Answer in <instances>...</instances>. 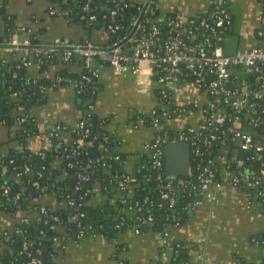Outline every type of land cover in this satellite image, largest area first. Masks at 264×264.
Segmentation results:
<instances>
[{"label":"trees","instance_id":"1","mask_svg":"<svg viewBox=\"0 0 264 264\" xmlns=\"http://www.w3.org/2000/svg\"><path fill=\"white\" fill-rule=\"evenodd\" d=\"M166 1L149 0L146 4L144 0H51L54 8L66 11L64 17L70 21L81 23L91 31L101 32V37L94 38L90 35L87 38L96 44L104 46L111 44L114 39L122 35L121 32L129 31L132 20L137 19L138 27L122 44L125 50H129L142 35L146 36L153 25H156L158 30L154 37L157 40L154 48L174 35L182 37L187 45L200 43L206 47L208 44L204 42V38L212 35L209 28L211 20L207 25H200L196 17L182 15L179 6L169 7L164 4ZM85 3H88L89 9L83 8ZM112 9L116 10L113 15L110 13ZM91 13L96 14V20L89 22L87 16ZM5 18L10 23L6 15ZM170 20H177L180 24L174 26L169 23ZM110 24H118L119 28L112 32L108 29ZM10 26L8 24L7 32L10 31ZM183 29L187 32L182 33ZM10 37L12 36L8 39ZM258 38L263 40V37L258 36ZM100 41L102 43H99ZM55 53L37 57L39 64L44 66L52 61ZM72 58L73 55L69 61ZM18 62L19 60H15L7 67H0V100L6 104L5 116L9 120H20L21 117H25L22 121L18 120V130L12 138L14 143L11 148L5 154H0V210L14 212L22 209L26 211V217L18 219L11 235L0 238V264H28L30 258L34 256L40 259L41 264H56L55 257L59 248L53 241L55 226L58 229L64 228L69 235L75 237L79 235V224L90 226L85 228L84 234H98L106 238L133 225L140 231L163 233V230H168V226L176 219H181L186 212V203L199 197L198 176L207 158L215 160L212 165L215 171L217 164L221 162V166L227 167L231 173L243 171L258 177L260 180L258 188L264 191V175L259 173L260 168H264V148L259 151L238 150L234 140L227 135L228 128H235L234 121H236L234 115L230 114L229 107H224L227 113V121L224 124L208 125L216 135L212 143L204 146L201 141L196 142L199 150L204 153L197 156L192 153V168L188 175L182 176L183 187L169 190L174 198L171 206L166 199L160 197L158 181L154 177L155 170L144 153L135 162L139 167L135 171L133 180L125 188H117V181L123 174L131 175V171L124 166L126 155L115 146L112 136L109 137L107 133L103 136L98 135L100 120H94V113H84L80 119L84 122V128L87 127V131L84 128L75 129L71 138L67 140L63 134L65 127L60 131V137L53 135L48 146L30 154L23 145H26L25 137L37 131V124L28 108L40 99L39 86L43 84V80L33 81L32 76H29L31 79L28 80L26 71L17 68ZM64 63L66 62H62L63 65ZM230 71L233 78L232 85L239 86L238 80L241 76L245 77L249 84L256 86L253 75L246 74L242 65H231ZM83 73L91 76L90 84L85 90L79 83ZM182 76L186 81L192 80L188 74ZM71 79L76 84V89L80 90L78 95L86 102L98 91V77L91 75L85 67L80 75H75ZM153 88L158 92V88L155 86ZM177 89L171 87L167 96L162 99L163 102L170 109L174 107L194 109L196 118L187 120L188 125L197 121V124L208 123L212 116L209 110L208 113L202 112V108L206 106L205 99L198 100L196 105L189 98L177 97ZM238 116L244 124L242 128L253 131L254 138L260 139L264 144V126L259 108L244 109ZM252 119L257 123L253 124ZM161 122L164 124V129L173 130L170 124L162 120ZM61 124L63 126L62 122ZM195 127L200 130L201 136L208 133V127L206 129H199L196 125ZM54 143H58L57 147H54ZM115 155H118V159ZM57 163L60 166H56ZM24 165L29 167L27 172L23 171ZM161 170L163 172L165 168ZM77 173L86 175L87 179L74 180L73 176ZM11 184L15 185L16 191L11 193L9 188L8 192H4V187ZM98 186L106 194L105 204H93L91 201V194ZM245 188L254 196L253 188ZM47 193L55 198L54 203L50 204L42 199ZM255 198L264 213V201H261L260 197ZM122 200L126 202L123 203ZM136 201L141 206L139 209L134 205ZM130 205L132 208L129 209ZM174 213L177 214L175 217ZM149 214L153 219L150 223L146 221ZM70 215L73 216L72 219L68 218ZM256 239L264 245V237L261 234L257 235ZM162 249L165 254L161 253L157 264H190L191 262L188 255L182 252L181 243L173 237L168 245H161V251ZM260 264H264V256Z\"/></svg>","mask_w":264,"mask_h":264},{"label":"crops","instance_id":"2","mask_svg":"<svg viewBox=\"0 0 264 264\" xmlns=\"http://www.w3.org/2000/svg\"><path fill=\"white\" fill-rule=\"evenodd\" d=\"M225 2L232 15V24L223 40L225 51L261 43L255 34L261 24L260 0ZM164 4L177 5L182 15L199 18L214 10L215 0H167ZM53 5L51 0H0V67L19 60L16 66L26 71L28 80L31 79L29 76L33 81L43 80L39 86L40 99L28 108L36 121L37 131L25 137L23 148L32 154L48 146L47 125L52 122H62L66 127L64 138L70 139L79 112L84 108L100 120L99 130L112 136L115 146L126 155L124 166L131 171L141 156L144 141L154 132L151 125L136 123V115L149 111L156 103V94L151 87L145 86L147 89L144 90L132 76L115 75L108 64V55L102 54L92 61L99 72L94 100L91 104L83 98L79 102L81 96L71 78L80 75L83 69L80 55L74 54L71 61H64L59 48L53 60L41 66L34 53L22 57L19 51L9 52L3 47L9 36L34 45L78 42L90 35L101 37L102 33L97 30L91 31L81 23L53 14ZM8 24L11 25L9 32L6 31ZM62 62L66 63L63 65ZM6 119V116L0 119V154L11 148L12 138L18 130L19 119ZM221 164L216 166L217 181L200 193L199 204L192 211L188 208L177 224L168 226V231L186 249L190 264H260L264 245L256 236L264 232L261 205L245 187L226 181L231 172ZM45 196L42 198L45 202L56 201L48 193ZM91 201L93 204L107 203L106 194L99 186L91 194ZM25 214L22 209L0 210V238L11 235L14 225L18 219L25 218ZM55 228L53 241L59 248L56 264H157L161 255V242L154 231L136 232L127 228L106 238L98 234L75 237L64 228Z\"/></svg>","mask_w":264,"mask_h":264},{"label":"built area","instance_id":"3","mask_svg":"<svg viewBox=\"0 0 264 264\" xmlns=\"http://www.w3.org/2000/svg\"><path fill=\"white\" fill-rule=\"evenodd\" d=\"M225 1L215 0L214 10L208 16L199 17L197 20L200 22V25H207L208 21L211 20L209 28L212 31V37L207 36L204 38V42L208 44L206 47H203L200 43L187 45L182 37L174 35L167 41L157 44L154 48L157 41L154 37L158 30L157 26L153 25L146 36L142 35L129 50H125L122 44L131 37L133 30L138 27L137 19L132 20L129 31L122 32L120 37L114 39L111 44L106 46L96 44L88 39L78 42L59 41L44 45H34L27 40L21 41L15 37H10L3 43V47L9 52L19 51L22 57L28 56L29 53H34L38 58L45 54L51 55L61 48L64 61H68L74 54L80 55L83 67L94 77H98L99 72L93 67V58L105 53L108 55V64L115 75L121 77L132 76L139 85L155 86L158 88V92H155V105L147 112L138 113L136 115V123H148L154 129L151 137L144 141L141 155L145 154L151 167L155 170L154 177L158 181L160 197L166 199L168 205L171 206L174 198L169 190L171 188L183 187L184 180L182 176L169 178L166 176L165 171L162 172L161 170L164 167V144L168 140L179 139L189 143L192 168V153L196 156L204 153V151L199 150V145L196 142L201 141L204 146L212 143L216 135L208 125H212V123L224 124L227 121V113L224 107H229L230 114L234 115L236 121H234L235 128H228L227 133L229 132V134L227 135L232 140L236 139L234 142L238 150L240 152L250 149L259 151L264 148L261 140L254 138L252 135L253 131L248 128H242L244 124L238 116L244 109L258 107L261 112V122L264 126V0H260L262 6L260 15L261 24L255 31L257 36L263 37L262 43L245 48H236L231 52L225 51L223 46L224 35L232 24V15ZM147 2L149 0H144V3L147 4ZM83 8L89 9L88 3H85ZM51 12L62 16L66 14V11L57 10L54 6ZM110 13L113 15L116 13V10L112 9ZM87 17L89 22L96 20V14L94 13L88 14ZM169 23L174 26L180 24L177 20H170ZM118 28V24L108 25V29L112 32ZM181 31L182 33L187 32L185 29ZM210 43H213V45ZM235 64L242 65L246 74L253 75L256 86H252L245 77L241 76H239L238 80L240 85H232L233 78H231L230 66ZM184 74L190 75L192 80L186 81L182 76ZM90 77L87 73L81 74L79 83L83 90L89 86ZM171 87L178 88L176 92L177 97L189 98L190 101L195 103L198 100L205 99L206 106L202 108V112L206 111L208 113L209 110L212 116L211 120L208 123L197 124V121V123H192L191 125L186 124L187 120H189L188 118H196L195 111L190 107L187 109L182 107L170 109L162 99L167 96ZM76 90L77 92L80 91L79 89ZM157 107L159 108L157 109ZM24 118L21 117L20 121L24 120ZM80 119L74 124L72 131L84 128V122ZM161 120L170 124L173 130L168 131L164 129V124ZM252 121H254L253 124L257 123L253 119ZM195 125L199 129H206L208 127V133L201 136L200 130H197ZM47 128L48 140L51 141L53 135L59 136L60 131L65 129V125L63 124L62 126L59 122H53L49 123ZM84 130L87 131V127ZM57 144L54 143V147H57ZM115 158L118 159V155H115ZM214 163L215 160L213 158H207V162L202 167L201 173L198 176L200 180V185L197 188L199 195L204 189H207L217 181L215 178L216 171L212 168ZM138 167L136 165L135 168L138 169ZM28 170L29 167L24 165L23 171L27 172ZM259 173L260 175H264L263 167L260 168ZM76 176L77 179H87L86 175L80 173H77ZM132 180V174H123L117 181V188H125ZM226 181L253 188L254 197H260L261 201H264V191L258 188L260 184L258 177H253L247 172L238 171L230 173ZM35 183L37 184V182ZM217 184L219 185V182ZM9 188L10 186H5L4 192H8ZM77 188L78 185L76 186ZM122 201L123 203L126 202L125 200ZM199 202V197L190 200L185 205L186 210L196 207ZM134 205H136L137 209L141 207L138 201ZM128 208H132V205L128 206ZM173 215L175 217L177 214L174 213ZM72 217L70 215L68 218L72 219ZM152 220L149 214L146 221L150 223ZM178 222L179 220L176 219L171 225ZM85 228H90V226L85 227L79 224L78 234L83 235ZM130 228L136 232H141L135 225ZM154 232L158 235L161 245L169 244L171 235L167 229H164L163 233ZM161 253L165 254V251L162 249ZM28 264H41V261L38 257L34 256L30 258Z\"/></svg>","mask_w":264,"mask_h":264},{"label":"water","instance_id":"4","mask_svg":"<svg viewBox=\"0 0 264 264\" xmlns=\"http://www.w3.org/2000/svg\"><path fill=\"white\" fill-rule=\"evenodd\" d=\"M198 20V17L196 18ZM122 33V32H121ZM142 89L146 90L147 88L145 86H140ZM149 87V86H148ZM150 88V87H149ZM151 89L154 88L153 86ZM79 102L82 101V97L78 98ZM94 100V97L91 96L87 100V103L91 104ZM5 102L3 100H0V119L4 118L5 116ZM84 113L91 114V110H87L82 108L79 112L78 119L82 117ZM8 121V119H6ZM94 120H97V117H94ZM229 134V132L227 133ZM98 135L103 136V131L98 130ZM109 137L111 135L109 134ZM164 168H165V174L169 178H176L177 176H184L188 175L191 171V156H190V145L186 141H182L179 139H170L164 144ZM135 167H131V174L134 177L135 176ZM74 180L77 179L76 174L73 176ZM10 191L11 193H14L16 191V187L14 184L10 185ZM189 211H192L190 209ZM264 237V232L261 235ZM182 252L185 253V248L182 247Z\"/></svg>","mask_w":264,"mask_h":264}]
</instances>
